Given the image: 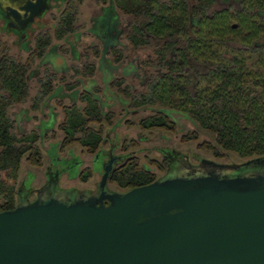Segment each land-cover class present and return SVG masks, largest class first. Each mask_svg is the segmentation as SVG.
<instances>
[{
    "label": "trees",
    "instance_id": "1",
    "mask_svg": "<svg viewBox=\"0 0 264 264\" xmlns=\"http://www.w3.org/2000/svg\"><path fill=\"white\" fill-rule=\"evenodd\" d=\"M116 5L134 14L135 21L126 34L133 46L152 44L155 56L144 61L161 65L164 70L152 73L145 88L137 91L123 84L125 77L115 83L130 96V104H160L153 114L143 116V126L173 127L167 107L184 110L213 140L205 145L217 155L234 151L241 159L264 154V0H240L233 9L226 6L211 8L213 0H115ZM77 5L69 0L57 18L54 34L63 37L76 28ZM52 35L43 28L35 36V47L24 61L10 47H0V209L13 207L18 201L16 179L25 154L40 164L43 149L38 142L37 129L18 132L9 106L31 97L33 108L54 88L55 72L47 67L38 75L39 86L30 96L28 69L34 58L44 53ZM0 43L5 41L0 39ZM116 57L122 55L119 44L113 46ZM98 50V49H97ZM76 71L92 73L94 62L75 65ZM83 106H64L61 127L64 143L72 139L89 150H98L104 138L102 122L110 117L99 97L84 90ZM197 135V133H196ZM50 148V147H49ZM48 148V151H49ZM59 149L55 154L58 160ZM50 153V151H49ZM51 154V153H50ZM70 172L69 163L61 167L70 176L87 178L89 171L80 168ZM79 156V158H78ZM60 167V168H61ZM34 174L33 172H31ZM121 190L152 181L156 173L130 156L112 175Z\"/></svg>",
    "mask_w": 264,
    "mask_h": 264
},
{
    "label": "water",
    "instance_id": "2",
    "mask_svg": "<svg viewBox=\"0 0 264 264\" xmlns=\"http://www.w3.org/2000/svg\"><path fill=\"white\" fill-rule=\"evenodd\" d=\"M48 6L0 0L18 27ZM113 160L97 193L61 186L50 166L37 196L23 181L0 209V264H264V154L187 160L126 190L107 186Z\"/></svg>",
    "mask_w": 264,
    "mask_h": 264
},
{
    "label": "rangeland",
    "instance_id": "3",
    "mask_svg": "<svg viewBox=\"0 0 264 264\" xmlns=\"http://www.w3.org/2000/svg\"><path fill=\"white\" fill-rule=\"evenodd\" d=\"M74 2L77 5V18L75 20L76 28L70 33L65 34L63 37H58L54 34V22L57 21L61 10L64 8V0L54 1L55 4L57 3V6H52L43 15V25L52 35L51 41L45 48L44 52H46L50 46L56 44V52L63 56L65 64L68 65L65 69L67 72H63V70L55 72L53 80L54 86L59 84L63 85V91L68 92L73 88L82 90L84 81L80 78H95L94 81L96 83V89L102 95V99L106 101V104L103 106L104 110L107 112L110 111L111 114L109 118H105L102 122H90L92 125L96 126L102 124L103 134L106 136V139L102 141L100 146L105 149H109L112 142H115L114 150L116 152L130 151L134 156H136L139 164L148 165L157 175L163 171L161 165L163 158L161 151L162 147H175L180 149L181 152L188 153L193 162H197L199 158L203 156L212 157L221 161L242 160L237 153L230 150H225V152L221 155L215 154L212 149L205 145L204 142L205 139L213 140L212 135L203 130L190 116L177 117V120H173V127H163L158 125L148 127L143 126L140 122L141 118L148 114H153L161 107V105L149 103L140 105L130 104V96L113 83L110 86V91H106L104 89V84L106 83L105 68L100 67L98 63L101 55V47H103V41L99 35L92 34L88 29V26L91 23V16L100 12L103 1L74 0ZM120 16L122 21L121 25L126 27L128 21L132 18V14L120 10ZM1 24L2 19L0 18V28ZM76 32H79V34H75ZM8 37L13 39L14 34H10ZM120 41L121 43L119 44V47L122 49L123 53H127V56L122 58L118 67L109 68L108 80H110L113 76L121 77L123 75H127V79L124 76L125 80L122 83L125 84L129 81L130 83L128 84L130 85L131 90L137 91L145 88L144 80L153 69L150 67V64L144 60L149 56H155L153 45L146 44L138 48H132L133 46L130 44L125 32L120 36ZM12 43L14 44V42ZM75 48L82 55L81 57L74 58L72 49ZM10 49L14 52L18 51V47L16 46L10 47ZM25 54L26 52H22L21 56L24 58ZM113 55L116 54L109 53L107 54V57L112 60ZM53 60L56 61L57 59L53 57ZM36 61L35 57L33 62L34 65H36ZM85 61L94 62V72L84 73L82 71L75 70L76 66L73 65L81 67ZM128 64L134 65V69L129 73L126 72L124 68ZM69 65L72 67L71 69L69 68ZM47 68L51 71L55 69L51 63L47 66ZM29 84L30 96H32L35 94L39 86V83L36 81L34 75L29 77ZM52 91L45 96L40 106L37 108H33L31 106V97H28L24 101L14 102L9 108L12 117L15 119V129L18 132L37 129L41 133L38 142L43 149L42 162L40 164H36L28 158L27 154H25L22 158L20 171L16 179L17 189L23 181H26L27 186H30L31 182V198L37 194L36 189L37 187L42 186L46 176H48L47 179H49L50 170H48L46 175V171L49 166L50 168L57 169L61 167V164L66 165L69 163L71 166L74 165L73 168H70V172H76L78 170L79 163L74 161L75 157H77L75 154H78L82 159L80 168L85 171H89V174L85 179L81 178L79 174L70 176L68 171L61 167L59 178V184L61 186H75L79 189H86L94 187L101 177V172L96 171L93 168V157L96 150H89L87 146L83 145L79 139L76 138L64 143L65 131L61 127V123L65 115L64 106L69 105L73 98L68 94H64L62 96L53 95ZM110 92L115 93V95L110 96ZM75 101L79 104V106H83L85 103V101L80 97H77ZM51 105H54L56 114H54V111H51ZM24 108H27L25 113L23 110ZM25 116L26 118H24ZM17 117H20L19 121L17 120ZM57 141L60 144H58ZM58 145L62 147L61 150L59 149V156H62L59 160L54 157L58 151ZM48 148L51 154L49 153ZM59 162L61 164H55ZM96 163L97 167L101 165V161L99 160H97ZM30 171H33L35 174H32ZM110 185L120 189L115 180L111 179Z\"/></svg>",
    "mask_w": 264,
    "mask_h": 264
},
{
    "label": "flooded vegetation",
    "instance_id": "4",
    "mask_svg": "<svg viewBox=\"0 0 264 264\" xmlns=\"http://www.w3.org/2000/svg\"><path fill=\"white\" fill-rule=\"evenodd\" d=\"M54 1H56V0H49V6L45 9V11L42 14L35 16V18L33 20L29 21L25 26H19V27L10 25L9 24V18H7L4 15V13L2 12V10L0 9V18L2 19V24H1V28H0V39L5 41L4 44L0 43V47H13V46L18 47V51H16V52H19L20 54L22 52H26L24 58L22 57V59L25 61L29 57L30 52L33 49V47H35V36L41 31V29L45 28V26L43 25V19H42L43 15L52 6H57V3L55 4ZM102 1L103 2L101 4L100 12L91 16V23L88 26V29L92 34L99 35L102 38L103 47H101V55L99 57L98 63H99L100 67L105 68V81H106V83L104 84V89L106 91H110L111 90L110 86L112 85V83L116 84L115 80H116V78H119V77L113 76L110 80H108L109 79V77H108L109 68L118 67L119 63L122 61V58L127 56V53H125V52L122 53V55L118 58L116 57V55H113L112 60L109 59V57H107V54H109V53L113 54L114 53L113 52V48H114L113 46L121 43L120 36L123 35L124 32H125V34L128 33V31L132 27V24L135 21L136 17L134 16L133 13L126 12V11L122 10L121 8H119L116 5L115 0H102ZM190 1H192V0H190ZM64 2H65V5H64V8H65L67 3L69 2V0H64ZM239 2H240V0H213V5L211 8H216V7L219 8L221 6H226V7H230L231 9H233L234 6ZM120 10H122L126 13L132 14V18H130L126 27H123L121 25L122 21H121V16H120ZM56 22L57 21L54 22L55 27H56ZM55 27H54V32H55ZM70 32L71 31H69L68 33H70ZM68 33H66V34H68ZM10 34H14L13 39L8 37ZM75 34H79V32H76ZM12 42H14V44ZM143 45H146V44H143ZM143 45H138V46L132 45L133 46L132 48H138V47L143 46ZM55 47H57L56 44L50 46V48H48L47 51L44 52L42 55L36 56V60H37L36 65H34V63H33L34 61H33L30 68L28 69V81H29V77L31 75H34L36 81L39 83L38 75L42 74L44 69L48 65H50V63L55 68L52 71L59 72V71L63 70V72H67V71H65V69L68 67V65L65 64L63 56L56 52L57 50L55 49ZM10 51H11V49H10ZM11 52H14V51H11ZM72 52L74 54V58H78V57L82 56L76 48L72 49ZM53 57H55L57 60L56 61L53 60ZM60 63H64V64H60ZM38 66H39V68H38ZM73 66H75V65H73ZM150 67L153 70H151L149 72V74L146 76L144 83H146L147 78L152 73H158V72H161L164 70V67L159 65V64L158 65L150 64ZM69 68L71 69L72 67L69 65ZM124 68H125V71L129 73L134 69V65L128 64ZM123 76H125L126 79L128 77L127 75H123ZM80 79H82L84 81L83 82L84 86H83L82 90H79L78 88H73L71 91L65 92V91H63V85L59 84L57 86H54L53 91H52L53 95L55 94L57 96H62L64 94H68L73 98L72 102H70L69 104H73V103H76L75 100L77 97L81 98V94L84 90H88V91L95 93L99 97L100 102L104 106L106 104V101L104 99H102V95L96 89V83L94 81L95 78L94 77H84V78H80ZM127 83H130V82L127 81ZM113 95H115V93L110 92V96H113ZM9 108H10V106H9ZM50 108H51V111H54V114H56V112L54 110L55 109L54 105L53 106L51 105ZM159 109H163V107H160ZM23 110L25 113L27 108H24ZM173 110L183 111L184 114H178L177 116H174L172 114ZM165 111L167 113H169L171 119H173V120H177V117H179V116H188L184 110L177 109V108L167 107V109ZM9 112H10V110H9ZM24 118H26V116ZM17 120L19 121L20 117H17ZM42 122H43V120H42ZM42 122H41V127H42ZM53 125H54V123H53ZM52 126H50V127H52ZM105 139H106V136L104 135L103 140H105ZM102 141H101V143H102ZM101 143H100V145H101ZM58 144H60V143L58 142ZM50 145H51V142H50ZM100 145L98 146V150H96L94 157H93V168L96 171L101 172V177L97 181V183L94 187H89L88 189L91 193H97V190L99 187V182L102 179V176H103L104 171H105L104 164L111 157H114L112 169H111L110 173L108 174L107 186L109 188H112V189L121 190L119 188H115V187L110 185V181L112 179L111 175H112L113 171L119 167V165L124 163L133 154L130 151H128V152H126V151L116 152L114 150L115 142H112L111 147L109 149H105L104 147H102ZM161 151L163 154V158L161 161L163 171H162V173H160L158 175L156 174V178L159 177L160 175H162L163 173H165L169 168H172L177 164L184 163L187 160H191L188 153L181 152L180 149H177L175 147H162ZM57 156L60 157L59 154ZM201 159H202V157H200L197 162H199ZM97 160L101 161V165L98 167H97V163H96ZM144 166H148V165L144 164ZM149 169H150V167H149ZM30 172H33V171H30ZM29 173H28V175H29ZM46 175H47V171H46ZM47 177L48 176H46L44 183L46 182ZM27 178H28V176H27ZM43 184H42V186H43ZM30 186L32 187L31 182H30ZM42 186L37 187V189H36L37 194H38V191H37L38 188L40 191L41 190L40 188ZM37 194L35 196H37ZM105 200L108 201L107 198H105Z\"/></svg>",
    "mask_w": 264,
    "mask_h": 264
}]
</instances>
